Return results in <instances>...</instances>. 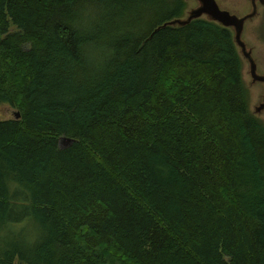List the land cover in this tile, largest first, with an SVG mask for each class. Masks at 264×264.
<instances>
[{
  "label": "trees",
  "instance_id": "16d2710c",
  "mask_svg": "<svg viewBox=\"0 0 264 264\" xmlns=\"http://www.w3.org/2000/svg\"><path fill=\"white\" fill-rule=\"evenodd\" d=\"M187 7L0 0V264H264V121Z\"/></svg>",
  "mask_w": 264,
  "mask_h": 264
},
{
  "label": "rangeland",
  "instance_id": "374dc122",
  "mask_svg": "<svg viewBox=\"0 0 264 264\" xmlns=\"http://www.w3.org/2000/svg\"><path fill=\"white\" fill-rule=\"evenodd\" d=\"M217 2L221 8L228 9L238 15H243L251 10L250 0H217ZM196 5V0H188L187 2L188 9ZM261 10L262 8L260 7V14L246 21L242 38L246 42L248 49L252 50V56L257 64V73L264 76V10ZM11 27L16 29L14 24ZM239 52L243 60V78L250 90V108L254 114L264 121V110H256L263 100L264 82L254 81L250 73L248 59L242 54L241 49H239ZM16 112H18V109L12 104L0 103V120L14 118L16 117Z\"/></svg>",
  "mask_w": 264,
  "mask_h": 264
},
{
  "label": "water",
  "instance_id": "95a60500",
  "mask_svg": "<svg viewBox=\"0 0 264 264\" xmlns=\"http://www.w3.org/2000/svg\"><path fill=\"white\" fill-rule=\"evenodd\" d=\"M188 1V0H186ZM195 1V0H194ZM197 5L187 8L182 17L174 18L165 22L160 27L166 25H185L192 20L205 17L208 20L215 21L218 24L227 27L233 31L235 44L241 49L242 54L248 59L250 64V73L255 82H264V76L257 73V64L252 56V50L248 49L242 35L245 28V23L248 20L260 14V7H264V0H250L251 10L243 15H238L228 9L221 8L217 0H196ZM257 111L264 110V95L263 100L256 108ZM20 117V113L16 112V118ZM75 139L66 136L60 137V146H66L74 142Z\"/></svg>",
  "mask_w": 264,
  "mask_h": 264
},
{
  "label": "flooded vegetation",
  "instance_id": "af4514ba",
  "mask_svg": "<svg viewBox=\"0 0 264 264\" xmlns=\"http://www.w3.org/2000/svg\"><path fill=\"white\" fill-rule=\"evenodd\" d=\"M261 8H262V10H264V7H261ZM262 10H261V11H262Z\"/></svg>",
  "mask_w": 264,
  "mask_h": 264
},
{
  "label": "bare ground",
  "instance_id": "6f19581e",
  "mask_svg": "<svg viewBox=\"0 0 264 264\" xmlns=\"http://www.w3.org/2000/svg\"><path fill=\"white\" fill-rule=\"evenodd\" d=\"M188 2V1H187ZM188 8V7H187Z\"/></svg>",
  "mask_w": 264,
  "mask_h": 264
}]
</instances>
